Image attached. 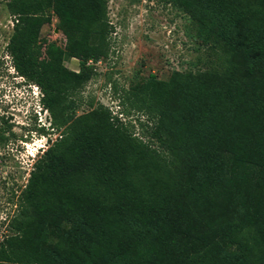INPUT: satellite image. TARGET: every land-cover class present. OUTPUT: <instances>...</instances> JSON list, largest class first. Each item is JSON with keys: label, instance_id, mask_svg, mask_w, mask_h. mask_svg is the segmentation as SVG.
Wrapping results in <instances>:
<instances>
[{"label": "trees", "instance_id": "16d2710c", "mask_svg": "<svg viewBox=\"0 0 264 264\" xmlns=\"http://www.w3.org/2000/svg\"><path fill=\"white\" fill-rule=\"evenodd\" d=\"M4 1L12 68L63 131L32 164L0 264H264V0H169L226 55L124 91L157 146L102 106L75 115L89 61L108 56V0ZM51 13L63 47L39 42Z\"/></svg>", "mask_w": 264, "mask_h": 264}, {"label": "rangeland", "instance_id": "374dc122", "mask_svg": "<svg viewBox=\"0 0 264 264\" xmlns=\"http://www.w3.org/2000/svg\"><path fill=\"white\" fill-rule=\"evenodd\" d=\"M106 13L111 26L108 56L96 63L89 61L95 75L76 94L81 103L75 115L102 106L117 115L143 142L157 146L149 138L148 130L153 122L146 114L119 104L124 91L145 83L149 76L169 81L176 75L221 70L226 47L208 40L206 32L189 13L169 0H108ZM57 23V17L51 13L50 23L41 28L40 43L64 46ZM12 32L13 17L6 2L0 0V127L8 138L0 146V241L12 234L9 222L18 213L17 198L32 164L49 146L48 140L60 138L63 131V128L50 130L51 118L40 104L39 90L12 68L6 52ZM64 64L71 71L79 70L76 59ZM140 122L149 126L141 127ZM40 127L47 134L39 131ZM53 231L51 244L58 239L56 225Z\"/></svg>", "mask_w": 264, "mask_h": 264}]
</instances>
